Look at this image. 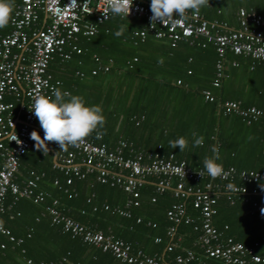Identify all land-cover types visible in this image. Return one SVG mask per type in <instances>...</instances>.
Wrapping results in <instances>:
<instances>
[{"label": "trees", "instance_id": "trees-1", "mask_svg": "<svg viewBox=\"0 0 264 264\" xmlns=\"http://www.w3.org/2000/svg\"><path fill=\"white\" fill-rule=\"evenodd\" d=\"M18 2L14 0V5ZM142 3L150 6L151 0H142ZM209 4L210 7H203L199 12L207 21H235L239 8L264 15V0H209ZM121 25L125 32L117 37L115 33ZM4 28L0 36L9 32V24ZM143 28L142 20L111 16L97 26L94 36H77L78 55L73 53L65 63L55 58L48 64L47 72L52 81L60 82L57 88L82 96L86 106L102 108L106 118L104 127L99 129L102 134L98 136L93 132L86 139L96 145L103 144L107 150L121 140L144 153L157 152L162 157L171 154L193 170L204 169V159L213 155L211 149L216 146L221 157L217 162L224 168L264 171L263 120L245 125L239 117L223 116L217 110V104L231 101L240 107L264 111V63L227 53L223 77L214 88L211 83L216 55L211 44L201 47L202 39H182L171 44L167 39H153L149 35L141 41L134 32ZM161 58L162 64L158 62ZM233 62L235 66H231ZM98 63H109L107 72L91 75L90 71ZM75 72L82 76H75ZM203 91L209 92L214 102H205ZM19 104H15V110ZM181 136L188 140L183 152L178 147H169L170 140ZM201 136L203 145L193 146L194 140ZM123 154L127 156V152ZM31 171L43 174L33 192H41L45 197L38 203L19 199L0 214L4 228L14 238L22 239L20 245L14 246L0 235V245L4 246L0 250V264H26L27 260L30 264H124L53 225L46 211L51 200L57 201V208L63 214L85 228L111 234L166 263L185 250L201 256V250L195 245L197 233L192 230V224L180 223L174 226L173 238L165 236L171 226L165 212L172 204L183 203L193 224H197L198 213L191 208L189 198L177 200L170 190L155 194L154 178H148L139 189L138 206L131 209V218L125 219L113 212L126 199L120 188L99 184L95 172L65 185L62 174L52 169L51 152L45 156L36 149L32 139L27 151L18 159L17 183L21 185L27 180ZM54 180L58 181L59 189L52 185ZM152 197L154 202L150 201ZM249 198L250 201L260 200L259 196ZM10 200L7 196L4 205H9ZM103 206L108 210H103ZM215 209L212 226L245 247L255 244V254L264 258V214L258 218L252 213L250 202L243 204L236 199L229 204L222 195ZM136 218L140 219L139 224L134 223ZM146 222L154 227H146ZM154 238H159L160 242L153 243ZM167 244L173 245L171 253L164 252ZM206 264L223 263L206 260Z\"/></svg>", "mask_w": 264, "mask_h": 264}, {"label": "built area", "instance_id": "built-area-1", "mask_svg": "<svg viewBox=\"0 0 264 264\" xmlns=\"http://www.w3.org/2000/svg\"><path fill=\"white\" fill-rule=\"evenodd\" d=\"M70 3L71 0H19L14 5L9 32L0 36V214L9 210L11 204L19 199H31L33 203H38L45 197L41 192H33L43 174L31 171L29 178L21 185L17 179L18 159L30 146L31 132L35 130L41 137L44 136L37 118L30 111L35 99L39 95L52 96V89L60 85L59 81H52L47 72L48 64L55 58L65 63L73 53L78 55L80 50L75 45L77 36H94L97 26L114 16L109 12L106 0H75V4L63 15L53 14L55 8L65 9ZM151 16L150 6L144 5L142 0H133V8L127 18L144 22V28L134 32L141 41L149 35L153 39H167L171 44L182 39H202L201 47L204 44L213 46L216 60L211 86L214 88L218 87L223 77L227 53L264 63V15L239 8L235 14L234 28L222 21H207L200 13L192 11L179 24L168 23L166 27L159 21L152 24ZM93 58L97 63V59ZM235 65L231 63V66ZM108 68L109 63H98L90 74L107 72ZM76 75L81 77L82 73L75 72ZM176 84L179 85V81ZM201 94L205 102H214L209 92L203 91ZM18 102L20 104L15 110ZM217 110L223 116L239 117L245 125L261 119L264 123V111L255 107L244 108L236 102L225 101L217 104ZM49 147L55 155L52 169L62 174L65 185H70L73 179L82 180L87 174L95 172V180L99 184L120 188L126 194V199L121 207L113 209L119 217L131 218V209L138 206V191L148 178L155 179L153 185L157 195L170 190L177 200L189 198L191 208L198 213L197 224H193V219L186 214L183 203H174L165 212L166 219L171 223L165 236L173 238L174 226L180 223L192 224V230L197 233L195 245L201 250L202 257L185 250L182 254L172 256L166 263L111 234L85 228L63 214L57 208V201L51 200L46 208L51 223L60 226L70 236L79 238L82 243L108 253L124 264H206V260L223 264H264V258L254 252L255 244L245 247L223 236L211 224L220 195L229 204H233L236 199L243 204L250 202L252 213L261 218L264 214V171H237L228 167L224 168L226 177L212 179L205 169H190L184 161L176 160L171 154L162 157L157 152L144 153L121 140L111 150H107L103 144H93L88 139L77 146H68L63 151L53 142L49 143ZM123 152H127V156ZM230 183L236 191L227 188ZM52 185L59 189L57 180ZM7 196L11 197V202L4 205ZM253 196H259L260 200L250 201L249 197ZM150 201L154 202V198ZM102 208L108 210L107 206ZM134 223L139 224L140 219L136 218ZM145 226L154 227L150 222H146ZM0 235L14 246L22 243V239L14 238L7 229ZM159 242V238L153 239V243ZM3 248L0 245V250ZM172 249L173 245L167 244L164 252L171 253ZM25 263L30 264V261Z\"/></svg>", "mask_w": 264, "mask_h": 264}, {"label": "clouds", "instance_id": "clouds-1", "mask_svg": "<svg viewBox=\"0 0 264 264\" xmlns=\"http://www.w3.org/2000/svg\"><path fill=\"white\" fill-rule=\"evenodd\" d=\"M109 12L114 16L126 18L133 8V0H106ZM75 4V0L65 6V9L55 8L54 15H63L64 12ZM210 7L209 0H151L150 17L151 23H162L165 27L168 23L179 24L181 20L187 19V13H199L201 8ZM14 10V0H0V28L6 27L11 19ZM125 27L120 26L115 33L117 37L123 35ZM159 63H163L161 58ZM52 96L39 95L30 111L37 118L44 136L33 130L30 138L35 141L37 150L42 151L45 156L49 154V143L59 145L60 151L66 150L68 146H77L84 142L93 132L97 135L102 133L106 123L103 110L99 105L86 106V101L80 95H73L59 88L52 89ZM54 97V98H53ZM196 134L193 133V136ZM251 139V137H250ZM204 138L201 136L194 140L193 146H202ZM169 147L179 148L183 152L188 147V140L183 136L176 140L169 141ZM213 155L206 157L203 161L204 169L212 179L226 177V172L222 163L219 148L213 146ZM202 177V174L199 173ZM227 188L232 191L237 189L233 184H228ZM5 231L4 221L0 220V232Z\"/></svg>", "mask_w": 264, "mask_h": 264}, {"label": "crops", "instance_id": "crops-1", "mask_svg": "<svg viewBox=\"0 0 264 264\" xmlns=\"http://www.w3.org/2000/svg\"><path fill=\"white\" fill-rule=\"evenodd\" d=\"M259 6H261L262 7V4H260L259 3ZM226 22V21H225ZM228 25H232V26H235V21L234 20H231V19H229L227 22H226ZM7 28V26L4 28V29H6ZM1 30H3V28H0V32H1ZM264 34V33H263ZM48 147H49V145H48ZM49 149H50V152H51V160H52V163H53V155H52V151H53V149L52 148H50L49 147ZM19 177H20V172H19Z\"/></svg>", "mask_w": 264, "mask_h": 264}, {"label": "water", "instance_id": "water-1", "mask_svg": "<svg viewBox=\"0 0 264 264\" xmlns=\"http://www.w3.org/2000/svg\"><path fill=\"white\" fill-rule=\"evenodd\" d=\"M52 155H53V161H54L55 155H54V152L53 151H52Z\"/></svg>", "mask_w": 264, "mask_h": 264}]
</instances>
